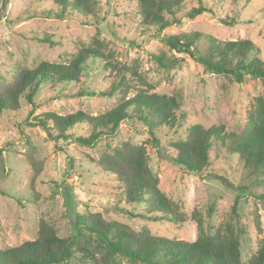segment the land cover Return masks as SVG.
Listing matches in <instances>:
<instances>
[{
	"label": "rangeland",
	"instance_id": "374dc122",
	"mask_svg": "<svg viewBox=\"0 0 264 264\" xmlns=\"http://www.w3.org/2000/svg\"><path fill=\"white\" fill-rule=\"evenodd\" d=\"M208 1L217 9L218 17L235 18L237 23L223 24L218 17L206 12L195 19L184 17L180 24L168 27L164 33L201 31L220 40L249 38L261 48L264 57V0ZM3 2L0 0V72L6 80L11 78L10 72L16 64L34 67L42 60L68 62L81 46L91 43L97 31V26L84 25L77 17L59 19L43 14L45 8L54 6L53 0H5V5ZM197 4L193 1L189 6ZM135 6L134 0H101L99 28L110 40L114 60L136 68L153 84L154 91L182 94L183 108L188 113L186 125L223 124L229 131L237 124L245 123L248 110L254 107L255 97L264 91L261 81L247 78L242 83L234 82L206 70L186 54L175 53L153 32H141ZM22 13H33L34 16L14 24L9 22ZM47 34L53 43L39 39ZM199 43L205 45L202 39ZM162 51L175 60L181 59L180 63L163 68L153 56ZM115 75L105 60L91 57L80 81L56 85L44 83L35 97L34 109L32 104L24 102L20 111L2 116L0 164L3 162L4 169L0 166V248L35 239L41 218L51 220L61 235H72L75 233V212L86 210L103 212L110 219L138 228L147 226L153 234L194 240L199 234L197 222L191 216L194 210H197V216H202L206 230L216 228L231 220L232 205L239 194L238 221L244 230L242 259L247 262L264 237V202L255 197L262 188L247 174L239 159L229 155L219 143L211 152V165L197 175L170 159V142L182 134L180 129L160 125L153 129V134L144 122L137 119L123 121L113 137L101 139L95 147L82 146L73 138L60 140L58 144L65 150V155L40 127L25 122L31 110V119L48 111L64 115L76 110L91 114L109 110L117 103V97L101 92L111 87ZM135 92L131 89L128 96ZM88 132L86 124L72 129L75 135ZM26 135L38 147L41 163L38 172L27 156ZM123 140L146 144L149 164L160 177L159 187L188 215L185 223L132 218L109 208L117 200V184L111 176L98 173L93 160L98 159L107 141L116 145ZM69 157L73 158L72 169L65 166ZM81 196H86L84 202L80 201ZM211 205H214L213 211ZM255 212L260 214L262 230L256 226ZM74 263L73 260L70 262Z\"/></svg>",
	"mask_w": 264,
	"mask_h": 264
},
{
	"label": "trees",
	"instance_id": "16d2710c",
	"mask_svg": "<svg viewBox=\"0 0 264 264\" xmlns=\"http://www.w3.org/2000/svg\"><path fill=\"white\" fill-rule=\"evenodd\" d=\"M134 1V13L142 33L153 32L170 50L188 55L216 75L238 83L253 78L260 80L264 88V57L252 39L220 40L201 31L164 33L168 27L180 24L184 17L195 19L206 12L218 17L217 9L208 0ZM193 1L198 4L189 6ZM3 3L5 5V0ZM53 3L54 6L45 8L43 14L59 19L77 17L84 25L97 26L96 34L91 43L81 46L68 62L42 60L34 67L13 64L9 80L0 72V122L5 113L20 111L24 102L32 104L34 109L35 97L44 83L56 85L80 81L88 59L101 58L116 73L111 87L101 92L117 97L112 108L100 114L76 110L62 115L48 111L32 119L31 110L25 122L40 127L65 155V150L58 144L60 140L73 138L82 146L95 147L101 139L113 137L123 121L137 119L144 122L153 134V129L160 125L180 129L182 134L169 146L172 162L200 175L211 165V152L219 143L229 155L239 159L247 174L254 177L255 184L261 186L255 197L264 202V91L255 97L254 107L248 110L245 123L237 124L233 130L228 131L223 124L209 127L201 123L186 125L188 113L183 108L182 94L154 91L153 84L136 68L114 60L110 40L99 28L101 0H53ZM23 13L9 22L14 24L34 16L33 13ZM218 18L226 25L237 23L235 18L222 15ZM39 39L53 43L48 34ZM201 39L205 45H200ZM153 56L163 68H172L181 60L169 57L165 51ZM131 89L136 92L128 96ZM79 124H86L89 132L73 134L72 129ZM25 137L29 146L27 156L38 172L41 167L38 147L28 135ZM71 159L67 158L65 163L69 169L74 168ZM93 161L98 173L111 176L117 184V200L109 208L132 218L154 222L185 223L189 219L181 211L180 204L159 187L160 177L149 164L145 143L123 140L113 145L107 141L98 159ZM2 163L0 166L3 167ZM32 189L37 197L35 188ZM240 197L238 194L232 205L231 220L209 230L205 229L202 216H197V210H194L191 216L199 230L194 240L153 234L147 226L138 228L110 219L99 211H76L73 220L75 233L72 235H61L51 220L41 218L35 239L0 248V264H70L72 260L74 264H264V237L259 240L251 258L247 262L242 259L244 230L238 221ZM85 198L81 196L79 199L84 202ZM210 209L213 211L214 205ZM255 219L257 228L262 230L258 212H255Z\"/></svg>",
	"mask_w": 264,
	"mask_h": 264
},
{
	"label": "water",
	"instance_id": "95a60500",
	"mask_svg": "<svg viewBox=\"0 0 264 264\" xmlns=\"http://www.w3.org/2000/svg\"><path fill=\"white\" fill-rule=\"evenodd\" d=\"M7 1V0H6ZM0 159H1V153H0Z\"/></svg>",
	"mask_w": 264,
	"mask_h": 264
}]
</instances>
